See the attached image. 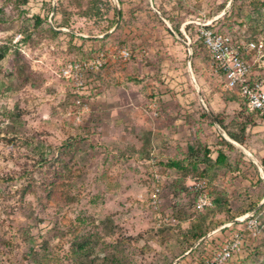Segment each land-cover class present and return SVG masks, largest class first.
Returning <instances> with one entry per match:
<instances>
[{
	"label": "rangeland",
	"instance_id": "374dc122",
	"mask_svg": "<svg viewBox=\"0 0 264 264\" xmlns=\"http://www.w3.org/2000/svg\"><path fill=\"white\" fill-rule=\"evenodd\" d=\"M69 1L0 0V264H190L199 243L207 241L203 251L239 229L251 234L255 219L264 224V119L212 75L196 36L208 24L234 43H264V0H152L158 13L145 48L152 54L139 63L151 70L136 66L130 78L140 93L136 128L112 127L106 103L98 111L94 103L79 123L73 117L74 98L59 70L79 57L72 41L86 27L70 16L65 28L54 15ZM163 20L174 32L183 24L179 45L170 43ZM124 45L134 55L126 64L145 56L131 38L112 48ZM176 95L182 103L186 95L191 104L210 103L211 116L199 124L196 111H171L181 108ZM206 150L211 162L224 150V165L205 169ZM199 180L212 203L202 213L192 189ZM79 243L86 245L77 255ZM228 264H264V234L247 239Z\"/></svg>",
	"mask_w": 264,
	"mask_h": 264
},
{
	"label": "built area",
	"instance_id": "2783aa9c",
	"mask_svg": "<svg viewBox=\"0 0 264 264\" xmlns=\"http://www.w3.org/2000/svg\"><path fill=\"white\" fill-rule=\"evenodd\" d=\"M196 36L208 53L213 74L224 80L225 89L235 91L244 101L249 113H256L264 119V73L258 74L254 68L263 67L260 60L264 59V43L261 40L247 41L245 45L234 43L231 36L216 32L208 24L200 26ZM20 38L18 35L16 41ZM244 53H252L253 59L247 60ZM133 56L131 48L124 45L116 48L112 54L98 52L91 59H76L61 66L59 74L73 95L72 114L78 123L89 113L93 101L99 98L94 94L99 87V78L108 58L112 57L126 64ZM154 181L151 199L152 205L156 207L160 192V186L156 184L159 181L157 175L154 176ZM207 187L206 180H199L192 186L196 194L195 212L200 213L212 207ZM254 216L252 214L250 217ZM251 227V234L245 235V230L239 229L217 245H207L203 258L190 264H228L234 257L241 255L247 239L253 241L258 235L264 234V224H260L257 219L252 221Z\"/></svg>",
	"mask_w": 264,
	"mask_h": 264
},
{
	"label": "crops",
	"instance_id": "0c3cea01",
	"mask_svg": "<svg viewBox=\"0 0 264 264\" xmlns=\"http://www.w3.org/2000/svg\"><path fill=\"white\" fill-rule=\"evenodd\" d=\"M128 2L133 3V5L130 4L127 5L123 1L120 3L117 2L119 14H117L115 5L112 4L114 11L112 10L109 11L106 18L112 19L113 13L115 12L117 16L116 17L117 22L108 32L105 33L99 32L100 25H104L103 22L93 23V21L90 20L80 19L85 23L86 28L85 30H82V33L80 32V34H78L77 36L79 38L88 40L83 46L84 50H86L93 45L97 46L98 45L97 41L110 36L111 34L115 33L117 30L120 29L119 31L120 40L124 41V40H129L130 38L133 39V43L139 46V49L142 50V52L145 54V56H143L142 54L135 55V57L139 60V62L135 64H124L125 66H122L123 64L120 66L117 65L118 61H116L112 57H109L108 63L103 69L101 74V77H103L104 79L102 93L98 94L99 98L96 101H93V103L91 104V106L94 103L98 104V106L96 107V111H98L99 109V103H106V105L110 104L111 113L109 117L111 118L112 127L120 126L121 128H125L126 126L127 127L134 126L136 128L138 122L137 111L139 112L138 110L139 108L136 106L134 102L136 101L137 93L139 92L137 90V87L134 85V83L130 81V78H133L135 73H137L136 71L138 70H136V66L139 67L138 69L141 73L142 72L146 73V71L149 72L151 70V68L142 66L143 64L140 65L139 63H141L144 57L147 59L152 54L151 50L146 52L145 48H147L148 44L151 42L152 39L151 21H152V15L156 10L153 7L152 0H150L149 2L148 0H146L145 1L146 5L144 7L141 6V0H128ZM176 15H178V12H176ZM163 22L166 25L165 28L167 33L168 30L171 33V34L168 33L169 38L172 39L170 43H172V45L174 46L179 45V37H178L179 34L177 32H174L169 26V24L166 23V21L163 20ZM182 27H179L180 34L183 32ZM89 32L93 33L94 35H88ZM126 34H128V37H126ZM92 41L95 42L92 43ZM167 41L168 40H165L164 42ZM74 43H76L77 46L80 45L82 46V41L80 40L79 42H77V39H74ZM115 49L116 48H109L107 53L112 54ZM173 59L174 61H177L180 58L179 56H174ZM149 61L150 60L148 61L145 60V63ZM190 95L191 97L192 96L194 97L193 93H190ZM188 96L189 95L185 96L187 101L182 103L180 100V96L176 95L177 100H174V103H179L181 108H179V106L176 104L173 107H171V111H176V113L178 111H182L183 113L185 110L197 111L198 105L191 104V101L193 99L192 98L188 99L187 98ZM197 98H200L199 93H197L196 95V99ZM203 107L208 117L211 116L208 111V107L209 108L211 107L210 103L207 104V106H203ZM167 131H168V127H166L164 131H160L161 139H165L164 134L169 136V133H167ZM153 133L154 132H152V136L153 135L155 136V134Z\"/></svg>",
	"mask_w": 264,
	"mask_h": 264
},
{
	"label": "trees",
	"instance_id": "16d2710c",
	"mask_svg": "<svg viewBox=\"0 0 264 264\" xmlns=\"http://www.w3.org/2000/svg\"><path fill=\"white\" fill-rule=\"evenodd\" d=\"M22 1L25 2L26 0H22ZM145 1L146 0H144V4H145ZM111 10L114 11V8H113L110 0H70L69 1V4H68V7L61 5L60 8H58V9L55 10L54 15H58L59 14L61 16L62 23H63L62 26L65 27V28H66V26L70 22V16L77 17L79 19L90 20V21H93V23L103 22L104 25H100L99 32L100 33H105V32H108L116 24V22H117V18H116L117 16H116L115 12L113 13L112 19H107L106 18L108 12L111 11ZM70 11H72V12H70ZM176 18H177V16H176ZM172 19H174V16H171V20ZM173 27L176 30V32L178 34H180V32H179V27H180L179 23L176 22V26H173ZM119 31H120V29L117 30L115 33L111 34L110 36L105 37V38L97 41V43H98L97 46H94L93 45L89 49H86V50H84L83 46L85 45V43L88 40L87 39H83V38H79V40L82 41V46L80 45V46H77V48H76V51H77V53L79 55V57L76 58V59L88 60V59H91L98 52H108V49L109 48H112V47L116 46L117 44H121L122 41L119 38V33H120ZM215 31L218 32V33H220V34L228 35L226 33H223L221 31H219V30H215ZM50 33L52 35H57L58 34L57 32H54L52 30H50ZM168 33L171 34L169 32V30H168ZM91 34L94 35L93 33H91ZM75 39H77V37ZM93 42H95V41H92V43ZM72 43L73 44H76V43H74V39H73ZM206 54L208 56L207 51H206ZM2 59H3V55L0 53V61ZM76 59H73V60H76ZM70 61H72V60H70ZM99 81H100L99 87L96 88L97 89L96 92L98 94L102 93V88H103V80H102L101 77L99 78ZM69 92H70V90H69ZM96 92H95L94 95H98ZM230 92H234L235 93V91H230ZM235 94H237V93H235ZM237 97H239V96L237 95ZM196 105H198V107H197L198 110L197 111L195 110L196 113H197V115H198V122H199V124H202L201 122H203L205 119H208V115L204 111L203 107L199 104V102H197ZM244 107H245V103H244ZM245 110L247 111V108L246 107H245ZM192 112H194V111H192ZM253 114H256V113H253ZM256 117H258L257 114H256ZM215 119H216V122L219 125H221V121L218 120V118H215ZM204 156L207 157V158L206 159L204 158V160L201 163H203V165L205 166L204 167L205 169L209 165L210 166L211 165H217V166H219L221 164L224 165V162L227 160V154L225 153L224 150H221V151H218L217 152V157L214 160V162H211L209 160L210 159V156H209V153L207 152V150L204 151ZM205 162L208 163V165ZM173 166L174 167L175 166H178V164L175 163V164L171 165V167H173ZM200 213H202V212H200ZM201 238H199L198 241ZM205 243H207V241H204V242L199 243L197 245V247L195 248L198 251V254L199 255L194 258V262L195 261H199V260H201L203 258L205 248H203V251H202L200 249V247L202 248V245H204ZM85 245L86 244H84V243H79L77 245V247H76V250H74V253H76L77 255H80V253L85 250ZM199 249L202 252H200ZM32 261H33L34 264H39V262H37L36 259H33Z\"/></svg>",
	"mask_w": 264,
	"mask_h": 264
},
{
	"label": "water",
	"instance_id": "95a60500",
	"mask_svg": "<svg viewBox=\"0 0 264 264\" xmlns=\"http://www.w3.org/2000/svg\"><path fill=\"white\" fill-rule=\"evenodd\" d=\"M114 3H115V7H116V11H117V14H119V10H118V3L116 0H114ZM156 13H158L157 11H155ZM57 31H61V30H57ZM188 46V45H187ZM213 123L216 124V122L213 120ZM216 126L218 127V125L216 124ZM219 128V127H218ZM219 131L221 133H223V131L219 128Z\"/></svg>",
	"mask_w": 264,
	"mask_h": 264
},
{
	"label": "bare ground",
	"instance_id": "6f19581e",
	"mask_svg": "<svg viewBox=\"0 0 264 264\" xmlns=\"http://www.w3.org/2000/svg\"><path fill=\"white\" fill-rule=\"evenodd\" d=\"M239 146V145H238ZM242 151H243V149H242ZM246 152V151H245ZM247 155V154H246Z\"/></svg>",
	"mask_w": 264,
	"mask_h": 264
}]
</instances>
